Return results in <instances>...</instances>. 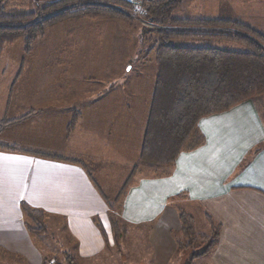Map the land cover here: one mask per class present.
Masks as SVG:
<instances>
[{
	"label": "crops",
	"instance_id": "1",
	"mask_svg": "<svg viewBox=\"0 0 264 264\" xmlns=\"http://www.w3.org/2000/svg\"><path fill=\"white\" fill-rule=\"evenodd\" d=\"M199 17L221 18L219 12L206 15L204 11ZM261 98L201 119L198 129L204 143L195 150L182 152L172 168L159 172L156 168L140 166L132 186L121 199L119 214L128 225L150 226L148 241L156 259L153 264H167L176 254L174 236L180 230L176 207L189 213L195 227L199 223L203 233L210 230L206 215L220 225L219 238L209 253L212 264H264V108ZM99 109L93 108L97 113L95 119L78 112L75 127L68 137L66 126L72 115L69 119L62 117L66 122L61 128L62 142L58 145L66 146L63 156L57 148L56 153L50 149L35 153L28 144H23V139L14 141L13 138L4 143L33 153L0 150V259L9 255L11 260L17 256L26 264H42L48 258L44 240L36 241L25 227L22 204L43 211L47 224V217L53 220V225L60 226L62 222L80 258L94 259L106 250L94 219L100 222L108 242H112L108 207L101 189L80 166L62 159H77L92 165L102 161L108 165L114 161L112 157H117L115 166L118 167L120 156L122 160L130 153L132 169L139 154L143 126L137 118L127 119L124 108L119 107L117 111L114 109L118 123L114 121L116 126L109 129L104 125L109 112L105 114L106 109L102 108L101 115ZM40 115L42 111L29 120L33 122ZM6 117L7 114H2L0 120L8 119ZM97 124L109 132L99 133L97 136L102 138L94 144L91 138ZM83 125L87 130L81 127ZM81 129L86 130L88 138L85 135L83 140L72 139V133ZM18 130L21 128L15 129ZM110 130H115L121 140L112 138ZM92 145L100 148L97 154L90 153ZM94 168L98 179L104 176L103 166ZM142 168L149 175H143Z\"/></svg>",
	"mask_w": 264,
	"mask_h": 264
},
{
	"label": "rangeland",
	"instance_id": "2",
	"mask_svg": "<svg viewBox=\"0 0 264 264\" xmlns=\"http://www.w3.org/2000/svg\"><path fill=\"white\" fill-rule=\"evenodd\" d=\"M57 1L60 0H0V8L9 15L38 13L45 6ZM202 11L206 15L219 12L223 19L245 23L264 38V0H186L173 13V17H199ZM125 13L131 20L70 17L48 28L44 36L34 42L28 54L23 52L19 41L5 49L0 57V117L7 114L8 119L18 118L30 111H33V115L42 111V115L33 122L29 120L32 126L27 124V121L5 130L0 134L1 143H9L13 138L14 141L23 139V144H28L30 150L43 152L44 149H50L52 153H56L54 150L57 148L63 156L66 146L62 143L60 147L58 143L62 142L61 128L66 122L65 119H69L74 111L84 112V117L95 119L97 113H94L93 108L98 107L101 115L102 108L106 109L105 114L109 112L104 124L109 129L116 126L114 121L118 123V115L114 109L117 111L119 107L124 108V116L127 119L137 118L144 126L155 78L154 51L147 52L152 43L144 29L155 26L144 20L143 15L134 14L131 9ZM150 37H153V34ZM179 44L195 46L198 43L185 39ZM215 44L221 48L245 50L243 46L233 42L222 41L214 43V46ZM261 102L264 108V96ZM81 127L87 130L84 125ZM19 128L20 131H15ZM85 129L75 130L72 139L80 137L79 139L83 140L85 135L88 138ZM113 131L110 130L112 138L121 140L116 136L115 130ZM104 132L108 133L109 130H104L101 124H97L91 138L94 144H98L99 138H102L97 135ZM126 140L128 139L125 133L124 142ZM98 150L100 148L97 145H92L89 149L92 154H97ZM104 150L107 154V149ZM112 158L114 161L108 165L102 161L93 164L98 168L103 166L104 176L98 179L95 174V178L101 192L111 200L131 170L130 153L122 160L120 156L118 167L115 166L117 157ZM164 169H159V172L165 171ZM142 170L143 175H146L147 171L144 168ZM47 219L49 222L47 224L45 219V232L38 235L39 237L34 235L36 241L41 243V240H44L48 253L45 263L66 264L65 257L73 258L76 264L156 262L148 241L150 226L128 225V233L121 243L115 246L110 242L101 255L87 259L80 258L74 251V244L69 239L65 226H62L63 223L61 222L60 226L56 223L53 225V220L50 221L48 217ZM196 230H202L199 223ZM174 237V241L180 237V230ZM174 243L176 250V242ZM209 255L191 264H212ZM4 257L0 259V264H26L17 256L12 260L8 258L9 255ZM185 260L186 255L176 252L167 264H185Z\"/></svg>",
	"mask_w": 264,
	"mask_h": 264
},
{
	"label": "trees",
	"instance_id": "3",
	"mask_svg": "<svg viewBox=\"0 0 264 264\" xmlns=\"http://www.w3.org/2000/svg\"><path fill=\"white\" fill-rule=\"evenodd\" d=\"M186 0H141L143 19L155 28L144 29L154 51L155 78L146 112L140 150L136 163L119 187L114 198L101 192L108 207L112 242L116 246L126 237L128 224L120 216L121 199L132 186L140 166L170 169L182 152L192 151L204 143L198 129L201 119L219 115L254 98L264 96V38L255 29L238 20L187 16L174 18L173 13ZM130 4L120 0H60L45 6L38 13L7 14L0 8V57L5 49L19 41L25 54L31 52L34 42L43 37L48 28L70 17L96 20L103 17L126 19ZM153 34V37H150ZM189 39L195 46H182ZM222 41L237 43L244 51L214 46ZM33 111L13 119L0 120V134L29 120ZM79 113L74 112L66 126L67 137L75 127ZM0 150L32 152L17 145L0 142ZM33 153V152H32ZM36 153V152H35ZM41 156L53 158L50 155ZM80 166L98 186L95 168L90 162L62 159ZM25 227L31 235L45 232V213L21 205ZM180 223V237L176 252L186 255L185 264L207 256L220 235L221 227L209 215L207 233L198 232L194 218L176 207ZM105 248L109 242L100 222L94 219ZM66 264H76L65 257ZM42 264H49L43 262ZM60 264V263H59Z\"/></svg>",
	"mask_w": 264,
	"mask_h": 264
},
{
	"label": "built area",
	"instance_id": "4",
	"mask_svg": "<svg viewBox=\"0 0 264 264\" xmlns=\"http://www.w3.org/2000/svg\"><path fill=\"white\" fill-rule=\"evenodd\" d=\"M130 4L131 11L136 15H143L144 10L142 8L141 0H120Z\"/></svg>",
	"mask_w": 264,
	"mask_h": 264
}]
</instances>
